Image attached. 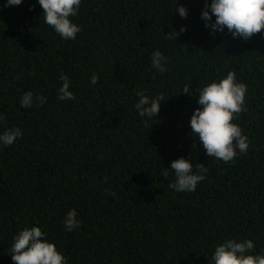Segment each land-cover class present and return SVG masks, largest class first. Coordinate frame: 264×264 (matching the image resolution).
<instances>
[{"label": "trees", "instance_id": "1", "mask_svg": "<svg viewBox=\"0 0 264 264\" xmlns=\"http://www.w3.org/2000/svg\"><path fill=\"white\" fill-rule=\"evenodd\" d=\"M178 2L185 18L175 0H82L75 40L55 34L35 0L0 10V131L22 130L0 147V264H14L13 234L33 224L68 264H208L231 237L264 251V38L209 35L203 0ZM169 30L177 40H164ZM155 49L168 58L163 74L150 65ZM227 71L247 85L235 123L249 144L225 163L190 135L198 105L180 92ZM61 73L74 100L56 98ZM137 90L164 99L147 125L133 107ZM25 91L45 103L21 108ZM181 156L207 170L194 192L168 188L164 168ZM69 209L80 221L72 232L62 223Z\"/></svg>", "mask_w": 264, "mask_h": 264}, {"label": "clouds", "instance_id": "2", "mask_svg": "<svg viewBox=\"0 0 264 264\" xmlns=\"http://www.w3.org/2000/svg\"><path fill=\"white\" fill-rule=\"evenodd\" d=\"M24 0H3L0 10L9 6H19ZM43 14V22L64 40H75L81 27L74 21L81 8L82 0H35ZM181 18L188 14L187 8L175 0L173 9ZM172 10V12H173ZM41 17V16H40ZM200 19L209 35L227 32L233 39L247 40L253 34L259 33L264 38V0H203ZM181 26L180 33L185 31ZM179 33L169 30L163 33L166 41H175ZM168 58L159 49L152 51L151 68L163 74L168 68ZM61 81L56 90V98L60 101L74 100L70 90L69 77L61 73ZM98 76L93 73L89 83L95 85ZM186 84L180 93L195 96L198 107L192 110L188 124L190 135L199 142L205 154L230 162L238 153L248 151V136L235 123V118L245 110L247 85L237 79L234 71H227L210 81H206L195 91H189ZM137 100L133 107L142 122L147 125L152 117L157 118L163 97L160 94L149 96L142 90L135 92ZM45 97L34 94L33 91L22 92L18 98L21 108H31L45 103ZM6 119L0 113V122ZM22 136L19 127L5 128L0 131V147L12 145ZM173 174V181L168 188L179 192H194L198 183L205 178L206 168L181 156L169 162L164 168ZM77 211L69 209L63 217L64 230L72 232L80 227ZM255 247L251 239L237 237L224 238L217 242L209 251L208 264H264V251L253 252ZM10 258L14 264H68L64 254L57 249L53 241L47 238V233L41 226L33 224L18 229L12 237Z\"/></svg>", "mask_w": 264, "mask_h": 264}]
</instances>
